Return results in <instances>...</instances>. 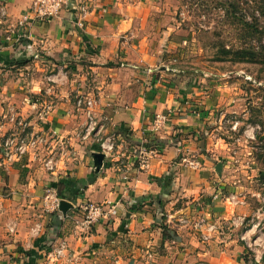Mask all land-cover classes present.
Wrapping results in <instances>:
<instances>
[{
    "label": "crops",
    "instance_id": "0c3cea01",
    "mask_svg": "<svg viewBox=\"0 0 264 264\" xmlns=\"http://www.w3.org/2000/svg\"><path fill=\"white\" fill-rule=\"evenodd\" d=\"M33 1L0 0V140L23 119L45 137L38 157L52 151L56 170L28 153L0 169V264H150L148 252L155 264H264V196L252 206L214 153L213 93L170 71L165 0H70L51 19L20 23ZM79 3L88 7L82 29ZM85 94L97 100L99 136H85L76 105ZM157 113L169 119L155 131ZM108 134L114 147L100 160ZM142 147L153 150L147 166ZM51 184L67 211L43 214ZM84 202L116 213L80 230ZM200 217L217 226L208 240L192 226ZM60 241L68 254L52 260Z\"/></svg>",
    "mask_w": 264,
    "mask_h": 264
},
{
    "label": "rangeland",
    "instance_id": "374dc122",
    "mask_svg": "<svg viewBox=\"0 0 264 264\" xmlns=\"http://www.w3.org/2000/svg\"><path fill=\"white\" fill-rule=\"evenodd\" d=\"M194 1L163 3L170 9L167 21L175 46L168 65L185 87L216 97L211 127L214 153L226 166L227 177L237 180L245 198L255 206L257 198L264 196L260 174L264 161L258 157L264 145V55L254 61L225 55L222 45L226 49L244 45L240 27L220 20L223 11L212 7L211 0H203L205 5ZM41 208L46 214L43 197Z\"/></svg>",
    "mask_w": 264,
    "mask_h": 264
},
{
    "label": "built area",
    "instance_id": "2783aa9c",
    "mask_svg": "<svg viewBox=\"0 0 264 264\" xmlns=\"http://www.w3.org/2000/svg\"><path fill=\"white\" fill-rule=\"evenodd\" d=\"M68 4H71L70 0H34L30 11L25 13L19 20L20 23H24L28 19H36L39 21H45L55 17L62 9L66 8ZM87 5L85 3H79L76 11L74 25L78 29L84 27L83 18L87 12ZM5 15V9L0 6V17ZM96 98L89 94L76 96V105L84 112L87 119L86 126L84 128L86 135L99 136L103 129L102 124L97 120L94 112V105ZM169 116L166 113H157L152 121L153 130L158 131L168 121ZM9 120L14 121L15 116L9 115ZM29 124L23 119L18 121V127L15 128L9 134H6L2 140H0V169L5 167L6 163L20 159L24 154H32L34 158L40 159V164L45 170L54 172L56 170L55 156L52 151H43L42 157H38V149L43 150L45 144V137L43 135L34 133L29 130ZM114 147V136L111 134L105 135L99 141V148L101 153L105 156L108 155ZM153 150H146V147H142L138 151V158L142 161L143 165H148V154ZM63 152V151H62ZM189 164L198 166L199 162L196 160H190ZM60 197L57 195L56 188L51 184L44 187L43 193V206L46 214H52L60 211ZM82 209L84 211L80 219L76 220V226L80 230H88L94 223L100 219H107L108 217L116 213V206L111 203L96 204L92 202L82 203ZM244 220V216H236L233 219V223H241ZM183 224L188 223L186 218L180 219ZM40 223H37L33 228V232H37L40 229ZM193 228L197 229L198 235L201 240H208L212 233L217 230V226L214 222L206 221L203 217L193 221ZM9 231L13 232V226L9 227ZM52 260H58L68 254V247L65 241H60L56 246L48 252ZM150 264H155V260L152 252L147 253Z\"/></svg>",
    "mask_w": 264,
    "mask_h": 264
},
{
    "label": "trees",
    "instance_id": "16d2710c",
    "mask_svg": "<svg viewBox=\"0 0 264 264\" xmlns=\"http://www.w3.org/2000/svg\"><path fill=\"white\" fill-rule=\"evenodd\" d=\"M194 2L198 5L207 3L203 0ZM211 3L212 7L223 11L220 20L239 26L242 31L241 36L244 38L243 46L231 45L226 49L222 45V52L225 55L230 53L238 59L249 61L264 55V0H211ZM262 128L264 129V122ZM258 157L264 161V145ZM260 174L264 179V171H260ZM57 195L60 197L59 192Z\"/></svg>",
    "mask_w": 264,
    "mask_h": 264
},
{
    "label": "water",
    "instance_id": "95a60500",
    "mask_svg": "<svg viewBox=\"0 0 264 264\" xmlns=\"http://www.w3.org/2000/svg\"><path fill=\"white\" fill-rule=\"evenodd\" d=\"M103 156H104V155H103L102 153L98 154V157H99L100 160H101V158H102ZM219 165H220V163L218 164V166H219ZM59 205H60V209H61L63 212L67 211L68 208L71 207L70 203L67 202L66 200H65V201L60 200Z\"/></svg>",
    "mask_w": 264,
    "mask_h": 264
}]
</instances>
